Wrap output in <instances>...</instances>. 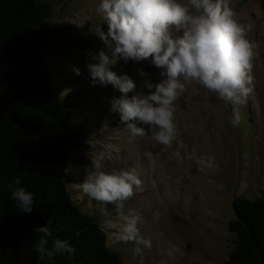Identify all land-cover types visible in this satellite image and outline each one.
Returning <instances> with one entry per match:
<instances>
[{
    "label": "rangeland",
    "instance_id": "374dc122",
    "mask_svg": "<svg viewBox=\"0 0 264 264\" xmlns=\"http://www.w3.org/2000/svg\"><path fill=\"white\" fill-rule=\"evenodd\" d=\"M43 1L52 2L54 28L43 48L44 59L73 111L78 132V147L70 152L67 166V183L75 202L101 223L108 245L121 254L123 264L226 262L234 246L229 230L235 217L234 199L264 196V0L233 3L242 21L252 24L250 38L258 46L253 92L238 106L240 124L230 122L233 105L199 85H188L177 101L176 113L179 139L186 146L182 161L171 157L175 142L165 148L155 145L150 136H132L119 114L110 111L111 98L121 93L111 84H92L86 63L94 61L88 53L105 48L95 32L99 27L107 30L97 11L100 0ZM73 65L81 75L73 72ZM141 69L153 82L161 79L160 70L148 60H120L113 71L127 73L137 91H147L142 89L147 77L140 75ZM66 89L71 91L64 93ZM97 155L104 171L137 170L142 185L121 211L124 216L138 217L139 235L151 239L150 248L123 238L125 222L114 205L97 202L83 192L82 181ZM208 157L214 158V164L210 165Z\"/></svg>",
    "mask_w": 264,
    "mask_h": 264
},
{
    "label": "clouds",
    "instance_id": "9594fccd",
    "mask_svg": "<svg viewBox=\"0 0 264 264\" xmlns=\"http://www.w3.org/2000/svg\"><path fill=\"white\" fill-rule=\"evenodd\" d=\"M97 11L107 23V30L99 27L95 34L107 51L101 48L95 54L89 52L94 62L86 63V68L93 85L111 84L121 93L111 98L110 111L119 114L132 136H150L155 145L165 148L175 142L171 157L182 161L186 146L179 139L177 101L190 84L233 105L230 122L233 126L240 124L238 106L253 92L252 70L258 46L250 38L252 24L242 21L232 0H100ZM120 60H148L160 70L161 79L153 82L141 69L140 75L147 77L142 89L147 91H137L127 73L113 71ZM72 70L81 75L77 66L73 65ZM146 155L153 159L152 153ZM208 160L214 164V158ZM91 167L81 184L83 192L97 202L114 205L125 222L123 238L150 248L151 239L139 235L138 217L124 216L121 211L142 185L137 170L104 171L98 162H92ZM7 187L20 211L31 213L34 193L22 186V179L15 177ZM50 224L35 229L39 234L35 242L39 259L73 257L75 247L68 239L54 237ZM160 264L166 262L161 260Z\"/></svg>",
    "mask_w": 264,
    "mask_h": 264
},
{
    "label": "trees",
    "instance_id": "16d2710c",
    "mask_svg": "<svg viewBox=\"0 0 264 264\" xmlns=\"http://www.w3.org/2000/svg\"><path fill=\"white\" fill-rule=\"evenodd\" d=\"M51 3L0 0V264H123L101 223L80 209L68 187L78 132L44 59L54 30ZM17 176L34 193L31 213L11 198L7 185ZM233 209L234 246L223 264H264V196H237ZM49 221L53 236L75 247L73 257L39 259L35 229Z\"/></svg>",
    "mask_w": 264,
    "mask_h": 264
},
{
    "label": "bare ground",
    "instance_id": "6f19581e",
    "mask_svg": "<svg viewBox=\"0 0 264 264\" xmlns=\"http://www.w3.org/2000/svg\"><path fill=\"white\" fill-rule=\"evenodd\" d=\"M232 2L234 3L235 2V0H232ZM101 157H100V155H97L96 157H95V159H94V162H98L100 165H101ZM91 166H92V164H91ZM89 167V171H91L92 170V167Z\"/></svg>",
    "mask_w": 264,
    "mask_h": 264
}]
</instances>
